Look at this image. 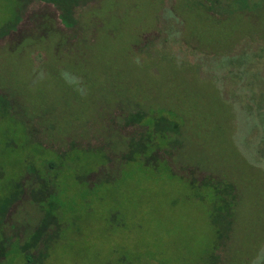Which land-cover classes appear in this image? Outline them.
Here are the masks:
<instances>
[{"label":"rangeland","instance_id":"1","mask_svg":"<svg viewBox=\"0 0 264 264\" xmlns=\"http://www.w3.org/2000/svg\"><path fill=\"white\" fill-rule=\"evenodd\" d=\"M226 3L89 0L73 28L23 4L0 36V205L24 188L0 216V264H26L20 244L49 210L41 264H210L219 239L189 172L239 192L216 264H264V0ZM20 5L0 0V30ZM138 108L181 119L172 168L121 164ZM33 170L51 179L37 202Z\"/></svg>","mask_w":264,"mask_h":264},{"label":"trees","instance_id":"2","mask_svg":"<svg viewBox=\"0 0 264 264\" xmlns=\"http://www.w3.org/2000/svg\"><path fill=\"white\" fill-rule=\"evenodd\" d=\"M53 4L58 10L60 21L67 27L73 28L78 20L75 16V9L79 5L86 4L89 0H34ZM212 4L219 3L220 0H208ZM232 0H227V3ZM21 5L17 10L16 17L12 23H7L0 30V36L13 30L20 19V13L24 3L28 0H20ZM4 95L0 94L2 107H7V103L3 100ZM9 107V105H8ZM123 125H140L144 129L137 136H131L127 140V149L121 155V164L134 161H141L144 165L155 166L160 161H165L169 165V160L182 145V121L176 118L172 113L165 112L160 109L138 108L134 112L127 113L122 118ZM163 152L164 156L161 155ZM165 155H167L165 157ZM171 166V165H170ZM172 168V166H171ZM172 170V169H171ZM38 181L37 186L31 189L33 200L38 193L48 192L51 190V179H41L36 171L32 173ZM190 188L202 189L205 195L202 199L208 201V209L210 222L217 236L218 244L212 248L209 254L210 264H216L218 256L215 251L219 249L223 239L226 240L234 223L235 211L239 201V192L235 183L225 177H215L205 175L201 179H197L192 172L185 177ZM21 189L11 197H8L4 203L0 205L1 219L5 216V212L9 206L18 199L23 193V185L20 182ZM43 191V192H42ZM37 202V201H36ZM57 217L46 211L38 225L29 233L26 240L20 244L21 252L25 258L26 264H41L48 255L51 247L50 241H53L55 233L49 231L51 225L56 223ZM4 248L0 241V258L4 257Z\"/></svg>","mask_w":264,"mask_h":264}]
</instances>
